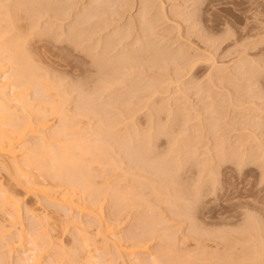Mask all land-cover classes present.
Here are the masks:
<instances>
[{
    "label": "rangeland",
    "instance_id": "obj_1",
    "mask_svg": "<svg viewBox=\"0 0 264 264\" xmlns=\"http://www.w3.org/2000/svg\"><path fill=\"white\" fill-rule=\"evenodd\" d=\"M10 2L0 0V43L14 28L9 17L1 21L14 10L1 3ZM27 2L13 13L15 30L39 76L59 87L44 90L35 79L26 88L31 106L49 109L46 117L32 113L26 140L60 142L52 106L65 98L69 136L94 147L80 164L98 176L89 191L69 188L64 176L40 178L46 195L28 192L0 163L3 188L21 199L26 233L38 222L26 208L39 211L42 230L64 250L45 243L41 262L98 264L82 249L73 215L106 264H264V0ZM8 44L0 45V80L13 68ZM122 54L129 60L114 72ZM66 191L81 209L50 199ZM2 239L0 264H22L25 254L3 252Z\"/></svg>",
    "mask_w": 264,
    "mask_h": 264
},
{
    "label": "bare ground",
    "instance_id": "obj_2",
    "mask_svg": "<svg viewBox=\"0 0 264 264\" xmlns=\"http://www.w3.org/2000/svg\"><path fill=\"white\" fill-rule=\"evenodd\" d=\"M16 1L13 0V2H15V3H16ZM27 1H29V0H18L16 5L14 3L15 6H13V2H10L12 4L8 3L5 6H3L1 3V6L6 8L7 5H9V6L11 5L10 7L14 8L13 13H15V10L22 12V10H24V8L28 4ZM33 1H35V0H32V1L30 0L31 4L33 3ZM37 3L38 2H36V4ZM144 4H141V6L145 7ZM147 5H148V8H150V5L149 4H147ZM9 6L6 9L7 11L9 10L8 9ZM29 7H27L24 12H27L26 10ZM31 7H32V5H31ZM6 10L2 9V12H3L2 14H4V12H5V14L6 13L9 14L10 11L7 12ZM29 11H30V9H29ZM142 11H144V10H142ZM13 13L11 10V12L8 16L2 15L5 17V19L2 18L3 20H1V21H4V20L7 21L6 19H7V17H9L8 21H10L9 23L12 26H14V28L9 25V27H11V28L7 27L9 29L6 28V30H8L10 32V31H12V28H13L12 33L11 32L10 33L13 34V32H14V34L15 33L17 34V30H15V29H17L15 26L18 27V24L15 25L17 14H16V16H13V15H15ZM141 13H143V15L145 16L144 12H141ZM18 20H19V18H18ZM8 21H7V24H8ZM143 21H147V20L145 19ZM3 24L5 25V23H3ZM6 26L7 25L0 26V28H3V27L5 28ZM6 30H4V31H6ZM2 31H3V29H2ZM2 31L0 29V33L2 34V35L0 34V39L2 38L1 40L3 41L6 39V37L4 36ZM10 33H9L10 37L9 38L7 37L8 38L7 41H4V43L1 41V43H0V45H4L6 43H9L8 45L11 46L10 48H11L12 54L14 56L13 57V68L10 67V68H12L11 72L10 73H9V71L5 72V69H4L5 73H4L3 79L0 80V163L3 164V169H7L8 171L12 172V174L14 175L13 176L14 178L17 176L16 179L20 176L23 177L25 179V182L21 181V183L27 188L28 192H41L43 194L49 195V191L45 189V187L43 186V183L39 180L40 178H43L45 180L50 179L52 181L53 180L54 181L59 180L60 182L62 179L60 180L59 178H63V180H65L67 178L69 181V185H68L69 188H71L73 186L75 188L81 187L80 190H83V191L84 190L89 191L92 189L94 190V188H96V186H97L96 178L98 176H96L95 173H92L91 168L89 169L88 165L80 164V161L84 160V157L86 154H90L91 152H94V147L88 145L84 141L83 138L77 139V138H71V136H69V134H68V129H69L68 120L69 119H68L67 114L65 113L66 112L65 105H64L65 98H62V100L59 102V104L57 103L54 106H52L53 114L59 118V121H58L59 123L56 126V130H55L54 134H55V138L57 137L58 140H59L58 137H60V139H61V140H59L60 142L55 143V144L48 143V142L44 141L45 135H42V134H41V138L43 139V141L40 140V142H38L35 146H30L29 141L26 140V136H27L26 135V133H27L26 129L27 128L32 130V133H34L33 128L35 126L32 123L33 122L32 113L36 110L39 115L43 116L49 111V109L45 110L46 108L44 106H42V107H44V109L41 108V106H39L40 108L37 106H31L29 104V101L26 99V95H25L26 88L28 86H30L35 81V79L40 82V85L42 86V88L44 90H45V88L48 90L50 88V86L56 87L57 85L53 84L51 81H50L51 82L50 84L47 81L44 82V79L39 76V73H38L39 71H37L38 67H36L34 65L31 55L28 54L29 53L28 50L23 48L24 47V44H23L24 41H22L20 39V37H22V35L20 33H18L17 34L18 36H16V34H15V36H16L15 37L14 35L11 36ZM19 35H21V36H19ZM3 36L5 37V39H3ZM80 37H81V34L75 36L70 41L72 43L76 44V43H78V40L80 39ZM21 41H22L23 46L21 44ZM149 50L151 52L152 51L154 52L153 46H152V48L150 46ZM164 53L168 54V52L167 53L164 52ZM127 55L128 54H126V55L122 54L119 56H115L116 58L113 59L114 60L113 62L115 63V66L113 68L114 72L118 69V64H125L124 61L129 60V57ZM142 57H143V55L137 56V58H142ZM134 58L136 59V56ZM105 60L103 59V61H105ZM103 61L99 64L103 65L106 63V61L105 62H103ZM3 68H4V66L1 65L0 70ZM52 84L56 85V86H53ZM57 87H59V86H57ZM94 100L95 99H93L91 101H94ZM14 102L16 103L15 106L11 105V103L14 104ZM16 105L21 106L20 107L21 112H23L25 114V116H24V114L19 115L20 109ZM43 112H46V113L44 114ZM20 116H24L25 120L23 121V118L21 117L22 118L21 119ZM78 116H79V114H78ZM45 117H46V115H45ZM42 128H43V130L47 129L45 124H43ZM108 132L111 133L110 130H108ZM62 136H64V137H62ZM62 138H64V139H62ZM18 147H21V148H18ZM63 176L66 178H64ZM17 180H19V178ZM63 180H62V182H64ZM59 181H58V183H59ZM40 187H41V190H38V189H40ZM97 190H99V189H97ZM0 194H2L1 195V206H2L1 211L2 212L4 211V214L7 217V221H8V226L7 227L4 226L5 228H2L3 226L1 227V225H3V224H0V227H1L0 233L2 234L1 231H3V233L5 232V235L2 234V236H1V234H0V239L3 237L1 242H3V240L5 241L4 244L2 243V247L4 245V248L6 247V249H7V251L5 249L3 252H8V253L11 252L12 253L13 250L15 251L16 249L17 250L20 249L22 251V253L25 254V255H23L24 258L22 259V257H23L22 256L21 259L19 260V262H21L22 264H43L41 262L42 257L40 255V253H42V251L46 245L48 246L50 244L53 245L54 247H56V249L57 248L59 249V250L57 249V252L63 251L62 252L63 254L62 253L61 254L65 255L64 250H62L61 247H59L60 244L59 245L56 244L55 242H53V239L50 238L51 236H49V234H48L49 231L44 229L46 231L45 232L42 230L46 226V224H43L44 222H46L45 221L46 219H45L44 215H42L41 212H39V211L37 212L33 209L26 208V211H28V214L31 213L33 215V217H35L34 219L37 218L36 220L38 221L37 223H34V225L32 226L31 233L30 234L28 232L26 233V229L24 228L23 220H22V216H21V205H20L21 199H17L15 194H13L10 190L4 189L1 181H0ZM72 197L73 196L68 195V193L66 191V193H60V194L54 193L50 196V199L52 200L53 203L55 202V203H58L59 205H63V206L68 207L70 212H71L73 208L75 209V207L80 208V206L76 204V202L73 200ZM102 215L103 214L101 212H95L94 213V216L96 218H98V220L100 219L99 221L101 223L104 221V219H103L104 217ZM71 220L75 224V228H77L76 230H78L77 231L78 235L81 234V236L83 235V237H84V238L80 237V238H83V240H85V241H83L81 239V242L83 241V243H84V244L82 243L83 248H82V246H81V248L83 250H84V248H86L85 251L87 250L88 257L90 256L89 259L92 257V259L89 260L90 263L92 261H95V262H98V264H106L107 261H104V259L101 257V254H103V251H100V248L98 247L96 241L93 240V242H91L93 238H91L89 236V234H88L89 232L86 233L85 229H84V232L82 231V228L79 227V226H82L81 222L80 221H74L75 219L73 218V215L71 217ZM101 220H103V221H101ZM47 226H48V224H47ZM2 229H4V230H2ZM166 229H168V228H166ZM86 234H88V236ZM168 235H169V233H168ZM28 236L29 237L31 236V237L29 238ZM170 236L171 235H169V237ZM166 238L168 239V237H166ZM40 241H41V243L42 242L44 243L43 247H40V246H42V245H39V244H41V243H39ZM89 242L94 243V244H90ZM170 242H172V240ZM45 243H46V245H45ZM54 243L56 246L54 245ZM85 245L88 247H86ZM91 245L92 246L95 245V249L98 251V254L100 256L95 255V253H96L95 251L89 250V247H92ZM171 245L173 246L172 243H171ZM91 252H93V254ZM27 253H29V254H27ZM26 254L30 255V256L27 258ZM75 255L76 254L73 253L71 259H73L74 258L73 256H75ZM70 257H71V255H70ZM1 258H0V260H1ZM53 259L54 258H52V259L50 258L51 262H49V263L52 264L54 261ZM149 261L150 262L152 261V263H150V264H162L160 261H157V260H148V262ZM3 262L4 261H1V263H3ZM54 262H57V261L55 260ZM171 262L173 263V261H169V264ZM146 263H147V261H146ZM56 264H58V262ZM147 264H149V263H147Z\"/></svg>",
    "mask_w": 264,
    "mask_h": 264
}]
</instances>
